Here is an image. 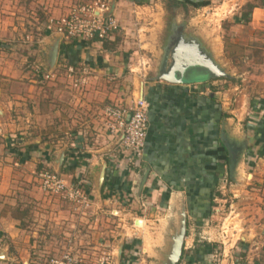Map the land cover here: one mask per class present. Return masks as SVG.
<instances>
[{"label": "crops", "instance_id": "obj_1", "mask_svg": "<svg viewBox=\"0 0 264 264\" xmlns=\"http://www.w3.org/2000/svg\"><path fill=\"white\" fill-rule=\"evenodd\" d=\"M31 1L41 4L50 20L67 14L71 6L66 0ZM220 1L110 0L120 31H124V42H118L117 34L104 43L77 39L70 42L54 33L38 42L35 64L39 70L31 71L33 77L37 80L40 74L41 78L53 71L57 74L56 70L62 66L66 76L81 87L75 94L69 93L65 86L61 89L53 84L50 90H44L43 86L36 85L33 92L28 90L32 95L28 96L31 100L27 103L28 99L19 89H8L1 81H9L3 78L7 75L23 83L30 73L12 71L9 61L5 62L9 67H2L4 61H1L0 264H28L29 257L27 259L25 253H37L35 234H26L25 226L37 222L34 217L38 216L41 204L37 202L39 190L32 183L34 175L46 168L60 173L72 184L84 181L93 201L92 211L81 217L72 214L70 208H64L63 202L60 201L62 206L57 205V200L47 218L56 226H66L69 241L65 251L77 254L83 264H96L101 254H112L117 264L119 241H105L103 234L90 232L92 228L96 231L94 224L103 222L105 217L134 232V229L146 228L153 220L158 221L164 210L182 203L189 211L179 264H264L263 225L252 231L247 224L253 223L252 220H240L246 231L234 235L233 243L224 249L223 259L218 258L222 252L215 245L217 241L208 238L211 234L206 232L213 201L224 179H230V157L225 144H233L239 157L236 182L232 181L235 187H231L234 195L250 185L246 177L264 180V0H257L251 6L249 4L255 0H229L234 7H238L239 2L243 4L236 13L231 5L228 15L232 16L222 26V34H216L217 29L210 24L198 25L194 16L196 12L210 10ZM201 2L208 5L201 8L192 5ZM27 3L28 0H0V29L14 26V17L27 13ZM168 15L173 16L175 23H180L184 46H194L197 42L199 48L201 46L231 76L216 78L193 67L188 70V81L182 84L158 80L160 64L165 53L171 50L158 39L166 25L165 18L169 20ZM147 25L154 26L156 31L146 29ZM143 30L153 32L147 36L152 42L142 40ZM55 38L58 42H51ZM5 45L10 50L17 46L0 42V47ZM55 46L58 55L51 67L49 55ZM194 49L198 50L197 46ZM233 62L244 64L248 74L255 71V75L249 77L252 79L249 83L258 84L257 89L251 91L252 97L248 94L250 88L241 86L240 79L244 76L234 71ZM43 67L48 71L44 72ZM70 68L75 71L73 77L69 76ZM141 91L149 104L148 132L143 158L135 171L126 164L127 153L120 145V137L108 131L104 109L109 105L132 108ZM28 105L32 111L26 115ZM43 108H48L47 113L42 112ZM40 114L47 116L40 117ZM54 120L56 129L53 131ZM60 126L61 133L57 134ZM15 133L21 138L15 139ZM103 165L106 166L105 180L98 188L96 182ZM145 175L147 179L141 187ZM246 204V209H251V203ZM28 210L32 213L27 220L24 215ZM139 221L143 223L142 228L136 225ZM256 222L263 224L264 216ZM78 225L83 228L75 233ZM127 231L126 236H129ZM70 236L73 240L68 238ZM243 236L246 242L241 240ZM163 239L160 254L167 244L165 235ZM138 255L136 242L125 239L120 264H135Z\"/></svg>", "mask_w": 264, "mask_h": 264}, {"label": "rangeland", "instance_id": "obj_2", "mask_svg": "<svg viewBox=\"0 0 264 264\" xmlns=\"http://www.w3.org/2000/svg\"><path fill=\"white\" fill-rule=\"evenodd\" d=\"M66 1L68 4L69 3L73 4L74 2V0H66ZM54 2L57 3L58 1L54 0ZM229 2H230L229 0H221L216 5L211 6L210 10L206 9L205 12H203V10L202 12H196L194 17H196V21L198 25L204 24L206 26L210 24L211 28H215L218 30L215 32L216 34L217 33L222 34V31H223L222 26L225 23L227 24L228 23L227 21H229V18L232 16V14L228 15L229 8L231 7V5L233 6V3L232 2L229 3ZM255 2H257V0L253 1V3H250L249 6L254 5ZM239 3H238V7L236 6L237 8L233 6L236 10L235 13L240 10L239 5L243 4L242 2H239ZM26 6H27V9H26L27 13H25L24 15H17L15 17L13 16L15 20L14 22H16L14 26L10 25L8 29H5V28L0 29V42H5L6 44L14 43L17 45L15 50L14 49L10 50L9 49L10 47H7V45H5L4 47H0V66L3 65L2 67L4 66L9 67L5 64L6 61H9L11 65L9 68H11L12 71H15V70L22 71L23 70L25 72H29L30 74H28L29 76L28 78L23 79L25 81L23 83H21L20 79H11L10 77H6L7 76L6 75L3 78L9 79V81L3 80L1 81V84L6 85V87L11 90L19 89L21 94L23 96L25 95L24 97L28 99L27 103L30 102L31 100V98L29 99L28 96L32 95V93L31 92L29 93L28 90L30 91H32V89L35 90L34 86L36 85L43 86L44 90H50V85H53V84H55L53 85L55 87L61 86V89H64V86H65V88H68L67 90H70L69 93L74 92L75 94V91L78 92V89L81 87L79 86V83H77L74 80L72 82L70 78L66 76L67 72L65 71V69H63L62 66L58 67V69L56 70L58 72L57 74L55 71L50 73L51 75L49 79L44 78V76L41 78V74H40V79L38 78L36 80L33 77V74H31V71L35 69L39 70L36 68V64H35L36 62L35 59L37 57V53L35 50L39 46L38 42H43L46 37H50L53 33H50V34L47 33V27L50 24V18H48L45 15L42 5L41 4L37 5L36 3L32 4V1L28 0V3L26 4ZM169 11H172V10H169ZM65 15H59L58 17H55V19H58ZM193 15L191 17H193ZM168 18L169 20H166V18L164 20V22L166 21V25L165 27H163L161 31L162 33L159 35L158 39H161V42L164 41L163 43H165L167 47L169 48L171 47V50H170L171 52L172 49L175 48L177 39L180 38V36L184 32H182V28L179 27L180 23L179 24L175 23L176 20L174 21L172 15L171 17L170 15H168ZM219 27H221V29ZM145 28L150 29V28H155V27L154 26L148 27L147 25V27ZM154 31H156V28ZM123 32L124 31L122 32L120 31L115 36V38L116 37L117 39L119 38L118 42L125 41V36L123 35ZM142 34L144 35L142 36V40H144V42H152V40H150L149 37H147L153 34L152 31L143 30ZM62 38L70 41V39H67L63 36ZM137 38H139L138 33H137ZM56 40H57L56 38L51 39V42H55ZM146 52L150 54L149 53L150 51H148L147 48H146ZM23 57H27V59L29 60L24 61ZM156 58L154 60H156ZM1 61H4V64H2ZM148 65L150 66V64ZM232 67L234 71H239V74L242 75V77L244 76L242 79H240L241 81L240 84L241 86L250 88L248 89L249 90L248 94L250 97H252L254 93H252L251 91L256 90L258 84L249 83L252 80L249 77H251V75L254 76L255 71L253 70V72L248 74L246 72L245 65L241 64V62L240 63L233 62ZM43 68H44V72L48 71L46 67H43ZM146 68H149V67L147 66ZM7 71L10 72L9 70ZM128 72L130 73L129 69H128ZM136 74H139V73H136ZM246 78H247V81H245ZM44 95H48V94H44ZM44 100H47V99L44 98ZM58 101L60 102L59 99ZM28 107L30 110L26 108L27 109L26 115L27 114L29 115V113L32 111L31 106L28 105ZM47 109L48 108H43L42 112L47 113ZM46 116L47 115L40 114V117H46ZM43 120L44 119H42V121ZM53 126H54L53 128V131H54V129H56L55 120H54ZM58 130L59 132H56V133L60 134L62 127L60 126L59 128H57V131ZM16 134L17 136L15 137V139L21 138L18 135V133H15V135ZM37 174L34 175L35 178H34V182L32 183V185L39 190V192L37 191L36 195L37 196L39 195L38 196L39 199L37 202L41 204V207L39 208L38 216L34 217L37 220L36 224L27 223L26 225L28 228L25 226L26 234L29 235L30 232H33L35 234V237H36L35 241L37 242L36 243L37 253L33 254L30 252H27L25 254L27 255L26 256L27 259L29 257V261H27L28 264H47L51 260L55 258H60L62 256V254L66 250L65 248L67 247V244L69 241V239H67V236L65 235L66 226L63 227L62 224H59L56 226L55 223L50 221V219L47 220V218L49 217L51 213V208L54 203H57L55 202L57 200H59V202L57 203V205L59 206H62L61 202H63L66 205H69V207L65 205L64 208L67 207V208L72 209L73 206H71L68 202L58 197L48 196L41 189ZM245 180L246 182H248L247 184H250V185L246 187L245 191L241 192L238 190L236 195H234V193L231 192L233 191L231 187H235V184L234 182H232V180L229 179V186L226 189L222 188L223 185H221L220 191L218 193L219 196H217L218 194L216 195L215 201H213V206L209 214L211 218L209 219L210 222H209L208 228H206L207 229L206 232L211 234L210 235L211 237H208V238L215 240V242L217 241L215 245L219 249L218 251L220 253L222 252L221 256L218 257L221 259H223V256H225L224 249L226 247H229V245L233 243L232 240H234V237H235L234 235L244 234L246 231L244 230V228H242V221L240 220L244 218L246 221L252 220L253 223H247L248 227L250 226L252 231H254L255 228L259 225L264 226V223L262 224V223L256 222L261 215L264 216V180L263 182L254 181L252 177L250 176L246 177ZM252 180L253 182L250 183ZM234 196H237V198ZM27 199H30V198L28 197ZM231 200H233V202H231ZM246 203L248 204L251 203L250 204L251 209H246V207L248 206ZM231 205L233 206V208L231 207ZM182 209L183 208H181L180 205L178 206L175 205L173 207H170L168 211L164 210L163 213L160 214L159 218H157L158 221L153 220L152 223L149 224L146 228L144 227L143 229H140V230L134 229V232L133 231L130 232L131 230L127 231L126 225L123 227L124 224L122 223L120 224V226H118L119 223L109 222L108 218L105 217L103 222L100 221L97 224H94V226L97 227L96 231L95 229L92 228L90 229L91 230L90 232L91 233L97 232V233L103 234L102 237L105 239V241H109V242H117V241H120L121 238L124 241L125 239L130 240V243L133 240V242H136V248L139 254L137 257V262L135 264H158L160 261H162V258H163L162 254H160V250L164 246L163 236L165 235L167 238V244L165 245L164 250H163L164 252L168 247L169 236L172 234L173 229L175 228V230H177L179 227V222H180L179 212ZM31 211H33V209ZM188 211H189V207H186V212ZM70 212L72 214L73 213L75 214L74 210ZM31 213L28 210V212L24 215L27 220L30 218ZM116 216H117L116 213H114L113 217H116ZM254 216H255V219H254ZM49 222H51V224H49ZM129 224L133 227L131 222ZM136 225L139 228L143 227V223L140 221ZM88 226H90V224ZM82 228H83V225L81 227H79L78 225L77 228L74 229V232L78 233V231H81ZM130 228L131 227H129V229ZM126 231L130 233L129 236H126ZM72 233L73 232H71V234ZM214 236H215V239H214ZM68 238H71L73 240L72 236ZM78 246H79L78 248L81 247L80 245ZM73 255L77 256V254H73ZM100 257H102V254ZM226 258H228V256ZM14 264H17V263H14Z\"/></svg>", "mask_w": 264, "mask_h": 264}, {"label": "built area", "instance_id": "obj_3", "mask_svg": "<svg viewBox=\"0 0 264 264\" xmlns=\"http://www.w3.org/2000/svg\"><path fill=\"white\" fill-rule=\"evenodd\" d=\"M120 30L121 26L112 11L110 0H74L67 15L51 19L47 27L48 33L84 42L108 40ZM140 67L143 68V65ZM74 74V69L70 68L69 76L73 77ZM44 78L49 79L50 75H45ZM148 113L149 104L144 99L136 100L132 108L109 105L104 109L108 131L120 137V145L127 153L126 164L135 171L140 167L146 147ZM37 177L41 189L48 196L58 197L68 202L73 206L71 210H74L76 215L84 217L92 211L94 204L89 192L85 189L84 181L72 184L62 175L49 170L40 171ZM222 185L224 189L229 186L227 177ZM111 215L114 216V213ZM47 264L83 263L71 252L65 251L60 258H55ZM96 264H114V256L104 254L97 259Z\"/></svg>", "mask_w": 264, "mask_h": 264}, {"label": "water", "instance_id": "obj_4", "mask_svg": "<svg viewBox=\"0 0 264 264\" xmlns=\"http://www.w3.org/2000/svg\"><path fill=\"white\" fill-rule=\"evenodd\" d=\"M62 37L61 35H59ZM182 36V35H181ZM178 38L176 41L175 48L172 49L171 52L165 53V57L163 62L160 64L161 73L158 76V80H163L167 83L172 84H182L188 81V70L195 67L201 70H205L213 77L222 78V77H230L231 75L227 74L220 68L215 61L209 56L204 49L199 48V44L196 42L194 43L193 40H189V42H193L194 46H184V42L182 38ZM58 42V39L55 41ZM198 44V45H197ZM198 48L195 50L194 47ZM58 55V48L57 46L54 47L52 53H50L49 64L51 67L54 66ZM169 63V67H168ZM142 87V82H141ZM142 90V89H141ZM139 99H143L142 91L139 95ZM226 149L228 150L229 157H230V164H229V177L232 181L236 182L237 176V165L239 161V157L237 156V152L233 148V144H225ZM60 160H63V155L60 157ZM105 168L106 166L103 165L98 178H97V187L100 188L105 180ZM59 174V173H58ZM147 179V175L142 179L141 187L145 184ZM181 208H183L180 214V222L179 227L177 230L175 228L172 231V234L169 236L168 240V247L162 253V261L158 264H179L184 250L185 238L187 236V212L186 206L182 203ZM242 241L246 242L245 236L242 237ZM125 246V241L121 239L116 244V262L117 264L121 263L123 250Z\"/></svg>", "mask_w": 264, "mask_h": 264}, {"label": "trees", "instance_id": "obj_5", "mask_svg": "<svg viewBox=\"0 0 264 264\" xmlns=\"http://www.w3.org/2000/svg\"><path fill=\"white\" fill-rule=\"evenodd\" d=\"M194 7H196V8H201V7H205V6H207L208 5V2H201V3H198V4H192ZM110 40L108 39V40H104V41H95V42H109ZM44 170H49V169H44ZM43 171V170H42ZM40 172V171H39Z\"/></svg>", "mask_w": 264, "mask_h": 264}]
</instances>
